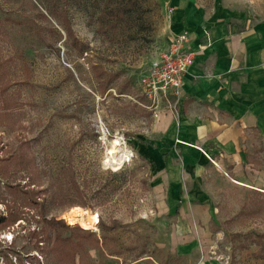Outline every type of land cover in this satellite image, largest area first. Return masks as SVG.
Listing matches in <instances>:
<instances>
[{
  "label": "rangeland",
  "instance_id": "obj_1",
  "mask_svg": "<svg viewBox=\"0 0 264 264\" xmlns=\"http://www.w3.org/2000/svg\"><path fill=\"white\" fill-rule=\"evenodd\" d=\"M179 1L0 0V264H195L166 250L176 220L161 198L178 181L207 193L211 258L264 264V193L152 132L165 104L139 81ZM114 139L120 164L106 162ZM73 207L97 216L89 233L63 218ZM53 220L73 227L55 252Z\"/></svg>",
  "mask_w": 264,
  "mask_h": 264
},
{
  "label": "crops",
  "instance_id": "obj_2",
  "mask_svg": "<svg viewBox=\"0 0 264 264\" xmlns=\"http://www.w3.org/2000/svg\"><path fill=\"white\" fill-rule=\"evenodd\" d=\"M177 5L173 37L187 34L186 48L195 58L179 95L160 100L165 108L152 132L184 158L197 156V168L209 160L226 179L264 193V1L214 0L208 9L191 0ZM195 164L187 163V169L195 170ZM206 197L196 181L167 185L163 216L176 221L166 250L186 260L194 257L195 264H218L209 256Z\"/></svg>",
  "mask_w": 264,
  "mask_h": 264
},
{
  "label": "built area",
  "instance_id": "obj_3",
  "mask_svg": "<svg viewBox=\"0 0 264 264\" xmlns=\"http://www.w3.org/2000/svg\"><path fill=\"white\" fill-rule=\"evenodd\" d=\"M187 42V34L175 36L159 62L141 75L140 89L152 104H157L169 93L179 95L183 76L195 58V52L186 48Z\"/></svg>",
  "mask_w": 264,
  "mask_h": 264
},
{
  "label": "bare ground",
  "instance_id": "obj_4",
  "mask_svg": "<svg viewBox=\"0 0 264 264\" xmlns=\"http://www.w3.org/2000/svg\"><path fill=\"white\" fill-rule=\"evenodd\" d=\"M108 164H120L124 157H127V153L123 150L122 142L119 139H114L111 143V147L107 152ZM65 221L70 224H78L82 228H93L97 222V216L87 210L80 207H73L63 214Z\"/></svg>",
  "mask_w": 264,
  "mask_h": 264
},
{
  "label": "trees",
  "instance_id": "obj_5",
  "mask_svg": "<svg viewBox=\"0 0 264 264\" xmlns=\"http://www.w3.org/2000/svg\"><path fill=\"white\" fill-rule=\"evenodd\" d=\"M52 221V220H51ZM53 223H54V220H53ZM47 225H48V222H47ZM58 228H64V229H73V227L69 226V225H66L64 224V222H57V223H54L53 226H51V231H55V234L54 236H52L51 234L50 235H46L47 238L45 239L47 242H50V240L53 241L52 243V246H51V250L52 252L54 251H58V249L60 248L59 245L60 242H66L67 239L66 238H61L60 236V232L58 231ZM75 228V227H74ZM81 233H89L86 229L85 230H81L80 231ZM52 237V238H51ZM69 253H72V251L70 250Z\"/></svg>",
  "mask_w": 264,
  "mask_h": 264
}]
</instances>
